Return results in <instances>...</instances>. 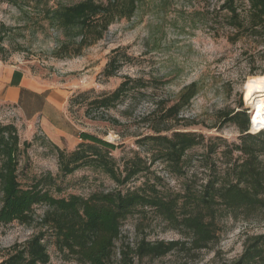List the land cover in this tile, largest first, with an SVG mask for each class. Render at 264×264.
Masks as SVG:
<instances>
[{
    "label": "rangeland",
    "instance_id": "1",
    "mask_svg": "<svg viewBox=\"0 0 264 264\" xmlns=\"http://www.w3.org/2000/svg\"><path fill=\"white\" fill-rule=\"evenodd\" d=\"M77 1L80 0H48L51 7ZM217 1L144 0L133 17L112 23L104 37L81 54L59 57L57 46L63 33L49 26L44 12L27 6L26 1L0 0V44L7 57L4 60L0 54V63L18 66L68 95L65 110L68 121L64 119L66 124L70 122L67 131L89 132L114 143L117 147L112 155L120 165L139 154L149 166L145 173L126 185H117L106 173L90 167L63 175L56 146L70 151L73 145L62 136L58 139L59 144H55L40 128L19 118L14 109L0 104V126L13 124L19 135L18 171L23 187L30 186L36 178L51 174L59 189L51 184L48 187L58 198L72 194L87 198L95 192L117 190L126 192L139 188L146 180L156 184L159 192L177 193L184 192L186 186L199 189L216 171L224 173L228 163L236 159L241 162L239 151L231 155L228 151L223 153L226 145L232 147L233 143L240 142V131L233 123H223L222 116L227 109L243 108L250 117L254 93H249L246 85L250 77L264 73V36L237 32L229 25L225 13L213 10ZM239 2L248 4L247 0ZM236 36L238 38L233 41ZM115 49L124 63L115 76L107 77L104 69ZM126 75L142 78L149 84L142 89V94L136 91L107 111V116L117 118V123L102 119L95 110H88L92 99L114 90ZM193 81L199 82L201 90L182 110L180 123L172 122V129L164 134L182 130L194 132L204 139L187 152L185 171L177 175L162 161L151 162L147 144H140L138 140L153 131L150 121L144 120L151 102L173 100ZM24 141L30 143L26 149ZM208 148L216 151L209 153ZM261 158L264 161V156ZM49 209L46 204H38L31 222L0 225V262L15 243L26 241L43 228L41 219ZM262 216L263 213L255 210L246 220L244 213L218 211L219 238L208 248L138 259L128 247L134 248L143 238L155 242L184 240L186 236L172 228L155 210H137L122 223L121 236L116 241V260L121 259L120 250H126L133 258L131 264L230 262L242 253L247 233L264 232ZM46 232L45 242L51 256L48 264H86L78 255L60 249L52 229Z\"/></svg>",
    "mask_w": 264,
    "mask_h": 264
},
{
    "label": "trees",
    "instance_id": "2",
    "mask_svg": "<svg viewBox=\"0 0 264 264\" xmlns=\"http://www.w3.org/2000/svg\"><path fill=\"white\" fill-rule=\"evenodd\" d=\"M8 1L18 3L21 0ZM22 1L44 12L49 26L63 33L57 55L69 57L81 54L101 40L115 21L133 17L144 0H80L56 7L49 6L48 0ZM247 3L242 5L239 0H218L213 10L225 13L229 25L237 32L264 36V0H247ZM3 51L0 44V54L5 60L7 57ZM117 53L118 49H115L110 54L104 69L107 77L115 76L123 66L124 62ZM125 57L129 59L127 54ZM148 84L142 78L126 75L114 90L92 99L88 110H95L102 119L108 118L117 123V118L107 116V111L116 108L136 91L142 94V89ZM200 90L199 82L193 81L184 86L173 100L152 101L151 108L144 115V120L150 121L153 131L138 143L147 144L151 162L160 160L177 175L185 171L187 152L200 144L204 137L182 130L164 133L172 129L173 123H180L182 110ZM222 121L235 124L240 131V142L233 143L232 147L226 145L223 153L228 151L231 155L239 151L242 161L236 159L228 163L224 173L216 171L199 189L192 190L186 186L184 192L164 193L157 190L156 184L146 180L134 190L95 192L87 198L77 194L67 198L55 197L48 184L57 189L59 187L51 174L36 178L30 186L23 187L18 171L21 148L17 128L13 124L1 125L0 225L14 221L31 222L38 204H46L50 209L41 219L43 228L26 241L15 243L0 264H48L51 256L45 242L47 229L54 232L60 249L78 255L86 264H131L133 258L126 250H120L121 259L119 262L116 260V241L121 236L123 221L137 210H155L172 228L186 236L184 240L155 242L143 238L134 248L128 247L138 259L208 248L219 238L218 211L244 213L246 220H249V213L255 210L264 214V161L261 158L264 156V129L257 133L249 132L251 120L243 108L227 109ZM79 135L81 142L73 150L66 151L56 146L63 175L90 167L103 171L117 185H126L149 169L139 154L120 165L112 155L117 147L114 143L89 132H80ZM23 145L26 149L30 143L24 141ZM215 151L208 148L209 153ZM261 220L264 221V216ZM243 246L237 258L222 264H264V232L247 233Z\"/></svg>",
    "mask_w": 264,
    "mask_h": 264
},
{
    "label": "crops",
    "instance_id": "3",
    "mask_svg": "<svg viewBox=\"0 0 264 264\" xmlns=\"http://www.w3.org/2000/svg\"><path fill=\"white\" fill-rule=\"evenodd\" d=\"M68 98L61 88L31 76L18 66L0 63V104L14 109L19 118L40 128L55 144H59L62 136L75 147L81 138L80 131H67Z\"/></svg>",
    "mask_w": 264,
    "mask_h": 264
},
{
    "label": "bare ground",
    "instance_id": "4",
    "mask_svg": "<svg viewBox=\"0 0 264 264\" xmlns=\"http://www.w3.org/2000/svg\"><path fill=\"white\" fill-rule=\"evenodd\" d=\"M246 87L249 93H254L251 132L256 133L264 129V73L250 77Z\"/></svg>",
    "mask_w": 264,
    "mask_h": 264
},
{
    "label": "water",
    "instance_id": "5",
    "mask_svg": "<svg viewBox=\"0 0 264 264\" xmlns=\"http://www.w3.org/2000/svg\"><path fill=\"white\" fill-rule=\"evenodd\" d=\"M250 128H251V125H250ZM249 132H251V130H249ZM251 133H253V132H251Z\"/></svg>",
    "mask_w": 264,
    "mask_h": 264
},
{
    "label": "built area",
    "instance_id": "6",
    "mask_svg": "<svg viewBox=\"0 0 264 264\" xmlns=\"http://www.w3.org/2000/svg\"><path fill=\"white\" fill-rule=\"evenodd\" d=\"M250 117H251V115H250ZM250 120H251V118H250ZM263 130V129H262ZM261 131V130H260ZM259 132V131H258Z\"/></svg>",
    "mask_w": 264,
    "mask_h": 264
}]
</instances>
